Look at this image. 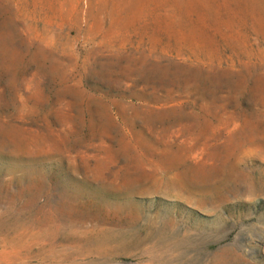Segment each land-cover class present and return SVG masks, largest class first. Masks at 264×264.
<instances>
[{
  "label": "rangeland",
  "instance_id": "1",
  "mask_svg": "<svg viewBox=\"0 0 264 264\" xmlns=\"http://www.w3.org/2000/svg\"><path fill=\"white\" fill-rule=\"evenodd\" d=\"M0 264H264V0H0Z\"/></svg>",
  "mask_w": 264,
  "mask_h": 264
}]
</instances>
